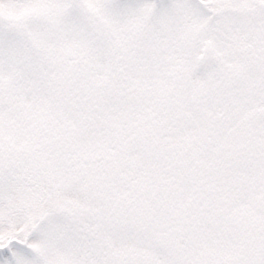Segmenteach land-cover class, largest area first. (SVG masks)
I'll use <instances>...</instances> for the list:
<instances>
[{"label":"snow or ice","instance_id":"snow-or-ice-1","mask_svg":"<svg viewBox=\"0 0 264 264\" xmlns=\"http://www.w3.org/2000/svg\"><path fill=\"white\" fill-rule=\"evenodd\" d=\"M0 264H264V0H0Z\"/></svg>","mask_w":264,"mask_h":264}]
</instances>
